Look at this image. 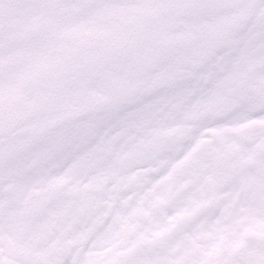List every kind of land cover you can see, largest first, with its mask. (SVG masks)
I'll list each match as a JSON object with an SVG mask.
<instances>
[{"label":"snow or ice","instance_id":"6c2138e0","mask_svg":"<svg viewBox=\"0 0 264 264\" xmlns=\"http://www.w3.org/2000/svg\"><path fill=\"white\" fill-rule=\"evenodd\" d=\"M0 264H264V0H0Z\"/></svg>","mask_w":264,"mask_h":264}]
</instances>
